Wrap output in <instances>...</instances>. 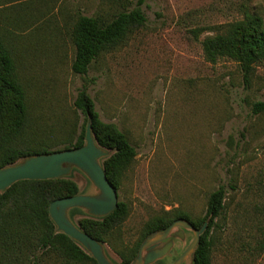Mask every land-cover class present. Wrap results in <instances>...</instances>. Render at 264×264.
<instances>
[{"label":"rangeland","instance_id":"1","mask_svg":"<svg viewBox=\"0 0 264 264\" xmlns=\"http://www.w3.org/2000/svg\"><path fill=\"white\" fill-rule=\"evenodd\" d=\"M43 6L36 26L13 40L31 108L28 137L64 149L82 130L74 100L86 85L101 119L125 131L137 149L119 190L129 214L113 242L103 244L111 260L121 262L117 249L133 246L154 215L177 209L204 216L209 194L224 186L212 264H264V112L253 111V102L264 101V60L246 83L236 61L210 62L202 46L217 26L246 11L264 19V0H144L146 24L85 75L72 70L76 15H112L117 5L44 0ZM68 175L81 194L99 193L81 169L73 166ZM192 239L185 229L152 264H174ZM53 261L44 257V264Z\"/></svg>","mask_w":264,"mask_h":264},{"label":"trees","instance_id":"2","mask_svg":"<svg viewBox=\"0 0 264 264\" xmlns=\"http://www.w3.org/2000/svg\"><path fill=\"white\" fill-rule=\"evenodd\" d=\"M105 1L117 5L112 15L82 12L76 15L70 32L74 46V73L85 75L101 55L123 45L147 22L141 7L144 0H138L134 6L130 0ZM43 3L44 0H0V169L26 157L55 151L46 139L28 137L33 129L31 108L13 42L18 35L34 28L46 14ZM202 46L210 62L215 63L221 58L236 61L246 83H249L254 65L264 60V19L257 13L246 11L242 19L217 26L214 34L203 39ZM74 106L84 115V123L80 134L75 139L69 138L64 149L84 146L86 128L90 124L97 144L107 152L101 158L106 175L119 191L137 156L136 147L115 123L101 119L86 85L78 90ZM253 111L264 112V101L253 102ZM78 194H81L79 186L70 175L22 179L0 191V264H44V257L53 258L51 264H99L80 243L59 231L50 215L53 200ZM226 196L224 186L213 190L208 197L205 215L198 219H192L177 209L154 215L145 222L140 239L133 246L117 249L120 263L111 260L106 250L105 254L114 264H134L148 235L167 229L179 218L190 220L197 228L208 220L190 264H212L217 219L225 208ZM129 211V204L120 200L118 206L106 215H92L81 207L70 209L68 215L97 241L111 244ZM76 215L84 217L76 222Z\"/></svg>","mask_w":264,"mask_h":264},{"label":"water","instance_id":"3","mask_svg":"<svg viewBox=\"0 0 264 264\" xmlns=\"http://www.w3.org/2000/svg\"><path fill=\"white\" fill-rule=\"evenodd\" d=\"M106 154L107 152L97 144L91 131V125L88 124L84 146L37 154L1 168L0 191L22 179L56 178L68 175L73 166L81 169L96 185L99 193L97 195L78 194L55 199L50 204V215L58 230L80 243L95 257L99 264H114L105 254L103 244L81 230L68 215L70 209L81 207L92 215L102 216L110 213L118 206L119 191L108 179L100 161ZM207 225L208 220L204 222L202 227L197 228L188 219H176L167 229L157 231L144 239L134 264H152L166 256L173 247V239H170L162 247L155 246L170 237H184L185 229L193 232V239L176 258L174 264H190Z\"/></svg>","mask_w":264,"mask_h":264},{"label":"flooded vegetation","instance_id":"4","mask_svg":"<svg viewBox=\"0 0 264 264\" xmlns=\"http://www.w3.org/2000/svg\"><path fill=\"white\" fill-rule=\"evenodd\" d=\"M167 242H168V239L162 241L159 245H157V246H155V247H162V246H164Z\"/></svg>","mask_w":264,"mask_h":264}]
</instances>
